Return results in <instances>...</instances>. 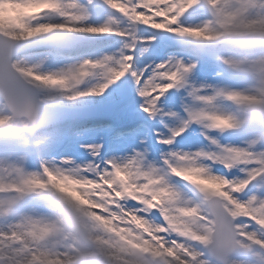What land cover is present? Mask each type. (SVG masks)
I'll list each match as a JSON object with an SVG mask.
<instances>
[{"label":"snow or ice","instance_id":"obj_1","mask_svg":"<svg viewBox=\"0 0 264 264\" xmlns=\"http://www.w3.org/2000/svg\"><path fill=\"white\" fill-rule=\"evenodd\" d=\"M0 264H264V0H0Z\"/></svg>","mask_w":264,"mask_h":264},{"label":"rangeland","instance_id":"obj_2","mask_svg":"<svg viewBox=\"0 0 264 264\" xmlns=\"http://www.w3.org/2000/svg\"><path fill=\"white\" fill-rule=\"evenodd\" d=\"M115 15L117 16V13H115ZM49 19H55V17L50 16ZM183 19H184L186 24L196 25V24L201 22V18H195L194 19L192 16H186ZM103 20H104V14L102 13L99 17H94L89 22L95 23V24H100L103 22ZM143 27L144 26H141V30H143ZM150 31L151 30H149V32ZM110 37L111 36H108V35H105V36H85V38H86L85 47L94 56H98L102 52H110V51L114 50L116 48V45H117L116 42L110 41ZM48 67H49V65H45V68H48ZM140 67H143V65L141 64ZM100 99H102V98H87L85 100L78 101L76 103L80 104V105H88L91 102L99 101ZM107 134H110L109 132H107V130L93 129L91 131L84 133V142L85 143H93V142L98 141L102 137L105 139H108L110 136L108 138H106ZM184 150H189V149L187 147H185ZM121 154H124V153H121ZM70 155L73 159L79 160L80 158L83 157V150L82 149H80L78 151L74 150ZM180 183H182V182H180Z\"/></svg>","mask_w":264,"mask_h":264}]
</instances>
